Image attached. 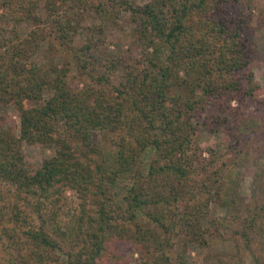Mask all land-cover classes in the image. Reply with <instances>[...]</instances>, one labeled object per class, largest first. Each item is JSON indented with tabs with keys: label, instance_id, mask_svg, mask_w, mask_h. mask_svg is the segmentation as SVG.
Masks as SVG:
<instances>
[{
	"label": "trees",
	"instance_id": "1",
	"mask_svg": "<svg viewBox=\"0 0 264 264\" xmlns=\"http://www.w3.org/2000/svg\"><path fill=\"white\" fill-rule=\"evenodd\" d=\"M255 2L0 0V107L19 119L0 114V264H264V165L241 192L264 140ZM108 25L130 27L126 54L93 52ZM24 144L52 154L30 168Z\"/></svg>",
	"mask_w": 264,
	"mask_h": 264
},
{
	"label": "rangeland",
	"instance_id": "2",
	"mask_svg": "<svg viewBox=\"0 0 264 264\" xmlns=\"http://www.w3.org/2000/svg\"><path fill=\"white\" fill-rule=\"evenodd\" d=\"M134 1L138 4H143L148 0ZM85 24H99V20L96 19L92 13L88 12L86 13ZM249 25L252 29L251 42L257 53L253 57L252 70L255 81L260 87L262 96H264V0H256L253 10L251 11ZM32 27L33 26L29 23L21 24V34ZM129 28V26H123V28L121 26H106L104 34L105 43L97 47L93 52L100 58H112L120 54H126L130 44V38L128 36ZM81 43H83V41L78 40L77 46L81 45ZM66 59H68L66 56H63L61 59L45 47L42 49V53L39 57V60L42 62L44 61L50 63L52 61L57 65H60V63H63ZM75 77L76 72L74 68H71L69 80L73 78L72 80H75L76 82V79H74ZM232 104L235 106L237 102L234 101ZM0 114L9 118L7 123L8 128L10 126V128L17 133L19 119L14 110L11 107H0ZM219 141L220 139L212 134L204 133L200 136V145L202 147L216 146ZM248 147L250 149L252 159L249 161L250 163L247 164L248 172L244 176L243 182L241 183V192L246 200L252 195V176L254 172L260 170V167L264 165V156L261 155V153L264 152V140H255L254 137H251L248 140ZM22 152L24 154L25 162L30 168L39 166L45 158H48L52 154L49 150L26 144H24ZM211 210H213L212 213H215V216H221L223 214V211L220 209L213 208ZM64 221L68 224L70 222V217H64ZM114 250L117 254L127 259L136 256L133 255V245L131 242L116 243L114 245ZM191 252V256H195L196 251ZM244 264H255L254 259L248 253L244 257Z\"/></svg>",
	"mask_w": 264,
	"mask_h": 264
}]
</instances>
